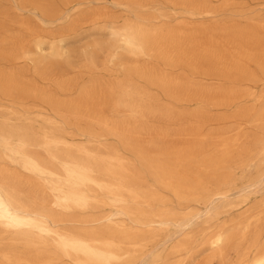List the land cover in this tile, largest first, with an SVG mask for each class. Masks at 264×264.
<instances>
[{
	"label": "bare ground",
	"instance_id": "6f19581e",
	"mask_svg": "<svg viewBox=\"0 0 264 264\" xmlns=\"http://www.w3.org/2000/svg\"><path fill=\"white\" fill-rule=\"evenodd\" d=\"M93 1L0 0V264H264V139L203 127L264 129V19L185 20L243 12L232 0H109L131 19ZM243 98L258 104L207 110ZM231 167L255 172L235 199Z\"/></svg>",
	"mask_w": 264,
	"mask_h": 264
},
{
	"label": "rangeland",
	"instance_id": "374dc122",
	"mask_svg": "<svg viewBox=\"0 0 264 264\" xmlns=\"http://www.w3.org/2000/svg\"><path fill=\"white\" fill-rule=\"evenodd\" d=\"M232 2H236L237 4L235 7L241 8L244 6V11L243 12H238V11H225L221 12L217 15H214L213 17H195V18H185L187 22H193L195 24H214L216 22H225V21H232L236 20L237 22L247 23L249 21V18L252 17H260L264 19V0H232ZM90 9L94 10H99L105 8L108 10L110 13L116 14L119 16V18H125L129 17L134 18V15L126 9H123V7H117L113 5L109 0H95L89 4ZM176 25L178 23L177 17H171L170 21L168 19V25ZM56 26V25H55ZM54 29L56 27H53ZM88 43L87 40H82L80 43H78L75 47H82L85 44ZM194 79L199 81L200 83L210 86V87H217V85L225 83L221 81L217 77H212V76H198L195 75ZM244 87H250V85L243 84ZM253 90L256 91L257 93L264 92V82H259L256 86L253 87ZM162 101H166V99L163 97ZM253 104H258L257 102H254L252 98H243L236 103H233L230 107L228 108H217L215 106H208L207 110L210 115L213 117H221L224 114H230L233 113L239 106H252ZM197 106L196 102H189V103H179L176 104V107L178 108H183V109H194ZM170 129L172 132H175L177 128L180 126V122L177 120L171 121L170 122ZM204 129L206 131H211V132H219V131H227L226 135L228 136H236V133H248V134H254L258 136L259 138L264 139V129L259 128L258 126L251 124V123H245L243 121L239 120H211L207 122L204 126ZM95 128H98L95 126ZM70 131L73 133H76L77 135L75 136L76 141L82 140L84 137L81 136V132L76 128V127H71L69 128ZM188 137H181V140H186ZM244 139H239L237 144L242 145L244 143ZM107 143L112 146H117L120 149H122L120 142L117 139H114L113 137L108 138ZM261 144L260 143H255L252 146L251 152L248 154L247 160H252L254 155L257 153V151L260 149ZM125 154L133 158L131 153L125 150ZM244 170L242 169H236V168H230V172L235 176L236 178V189H234L231 193V198L235 199L237 198L238 195L243 194L244 187L248 184L247 180L248 177L251 175H254V169H252L251 172H249L250 167L248 168V171L245 170L244 172V178H241V172ZM243 177V176H242ZM148 180H152L150 176H147ZM212 186H215V182L213 183ZM164 195L168 198L171 199L173 202L172 206L175 207V199L174 197L169 193V192H164ZM264 200V191L260 193L253 194L251 196V203H258ZM169 205V204H168ZM102 210V209H101ZM198 210L203 211L204 208L200 207ZM237 212V211H236ZM203 257V256H202ZM201 257V258H202Z\"/></svg>",
	"mask_w": 264,
	"mask_h": 264
}]
</instances>
